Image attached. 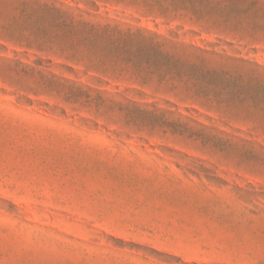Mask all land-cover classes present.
<instances>
[{"label": "rangeland", "instance_id": "374dc122", "mask_svg": "<svg viewBox=\"0 0 264 264\" xmlns=\"http://www.w3.org/2000/svg\"><path fill=\"white\" fill-rule=\"evenodd\" d=\"M0 264H264V0H0Z\"/></svg>", "mask_w": 264, "mask_h": 264}]
</instances>
